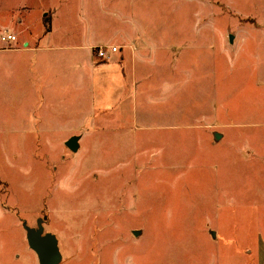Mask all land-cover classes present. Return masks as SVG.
Returning a JSON list of instances; mask_svg holds the SVG:
<instances>
[{"label":"rangeland","instance_id":"rangeland-1","mask_svg":"<svg viewBox=\"0 0 264 264\" xmlns=\"http://www.w3.org/2000/svg\"><path fill=\"white\" fill-rule=\"evenodd\" d=\"M33 4L54 15L51 41L70 46L55 56L94 59L93 50L73 46L74 37L117 46L128 34L127 42L148 44L144 57L174 59L175 79L130 82L126 88L134 95L121 101L113 84L89 89L85 79L80 127L44 110L34 114L38 125L28 126L31 134L23 141L9 143L0 136V264H39L19 222L35 226L39 218L57 239L58 264H223L212 236L218 228V197L229 192L221 182H231V196L244 206L250 189L259 196L264 188V169L228 166L226 154L240 140L212 145L196 114L205 112L207 98L215 104L222 100V80L229 91L226 103L233 100L245 109L264 102L259 80L242 73L258 67L246 57L254 43L248 33L246 42L244 37L239 42L243 22H257V36L264 39V0ZM82 69L86 72L84 64ZM69 130L82 135L75 152L64 143L63 131ZM239 154L237 159L249 158L247 151ZM134 230L140 233L135 236Z\"/></svg>","mask_w":264,"mask_h":264},{"label":"crops","instance_id":"crops-1","mask_svg":"<svg viewBox=\"0 0 264 264\" xmlns=\"http://www.w3.org/2000/svg\"><path fill=\"white\" fill-rule=\"evenodd\" d=\"M53 18L54 15L50 11H46L42 4L35 6L33 0H0V136L5 137L6 142H21L27 138V135L31 134L28 126L33 121L37 122V116L35 115L34 118V114L44 110L53 111L62 121L66 122L68 119L66 124L68 126L80 127L81 88L85 79L89 89L98 84L103 88L113 84V88H110L116 92L115 95H120L118 101L134 95L131 87L126 88L130 82L135 83L137 80L152 82L161 79L162 82L174 81V59L167 57L166 59L170 61H166L156 56L144 57L142 52L144 49L147 50L148 44L140 41L137 43L128 41V43V34L123 35L120 43L116 44L119 50L104 60L96 56L93 59L89 54L85 57L67 58L66 54L55 56V51L65 49L64 46L67 45H58L54 43L55 41H51ZM242 24L244 28L239 42L243 37V42H246L248 37L244 33L249 34L254 46L252 52L245 56L251 58L253 66H258L256 70H244L242 73L246 79L252 76L253 80L258 79L259 86L264 90V69L259 68L261 63L264 65V39L257 36L259 31L257 22ZM47 26H49L48 30H46ZM4 31L14 34L16 39L2 40L1 35ZM73 39L77 44L73 46L78 49L86 48L90 51L99 46L88 43L89 39L82 40V43L78 38ZM66 61L69 62L67 66ZM83 64L86 66V72L82 69ZM228 74L231 78L234 76ZM225 82L226 80H222L223 92L220 96L222 100L215 104L213 97L210 98V102L207 98L205 112L200 116L196 114L197 126H200L202 135L212 145L225 140L229 142L240 140L238 148L234 145L231 153L226 154L225 161L228 166L232 165L238 167L235 170L243 171H246V168L262 170L264 169V102L245 109L233 100L229 104L226 103L224 97L229 91L224 85ZM205 89L212 90L206 87ZM229 89L233 93L232 88ZM66 93H68L67 98H64ZM45 115H40L41 119ZM37 125L38 122L34 124ZM63 132H65L64 143L71 136H78L80 146L81 134L77 135L70 130ZM243 151H247L249 156L246 161L237 159L239 153H244ZM232 160L235 161L234 164H231ZM237 161H240L241 166L235 165ZM221 183L229 189V192L227 191L226 197H218L221 199L217 202L219 205H216L218 228L212 236L219 243L223 264H264V188H261L260 197L256 195L258 191L253 194L250 189L249 195L252 193V197L258 196L260 199L251 200V197L243 206L242 203L239 205V198L231 196V182ZM222 185H219L218 189H222ZM232 205H236V208ZM1 206L4 207L3 203ZM230 207L235 209L232 210ZM22 221L19 219L20 223ZM228 224L232 227L231 230L227 227ZM205 235L208 239L212 238L210 233Z\"/></svg>","mask_w":264,"mask_h":264},{"label":"water","instance_id":"water-1","mask_svg":"<svg viewBox=\"0 0 264 264\" xmlns=\"http://www.w3.org/2000/svg\"><path fill=\"white\" fill-rule=\"evenodd\" d=\"M231 39V35H229ZM216 136H218L215 133ZM78 136H71L65 145L73 152L77 151L79 143ZM22 224L26 232V240L30 249H32L38 259L39 264H58L61 261L57 239L54 234L45 232L43 227V219L39 218L35 226H28L23 220ZM140 231L134 230L136 236Z\"/></svg>","mask_w":264,"mask_h":264},{"label":"built area","instance_id":"built-area-1","mask_svg":"<svg viewBox=\"0 0 264 264\" xmlns=\"http://www.w3.org/2000/svg\"><path fill=\"white\" fill-rule=\"evenodd\" d=\"M1 39L2 40H15L16 36L12 33L4 31L1 35ZM118 50H119V47L115 45H99L93 48L94 55L100 60L107 59L110 56V54L117 52Z\"/></svg>","mask_w":264,"mask_h":264},{"label":"trees","instance_id":"trees-1","mask_svg":"<svg viewBox=\"0 0 264 264\" xmlns=\"http://www.w3.org/2000/svg\"><path fill=\"white\" fill-rule=\"evenodd\" d=\"M49 26H47L46 30H48Z\"/></svg>","mask_w":264,"mask_h":264}]
</instances>
